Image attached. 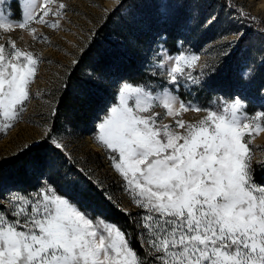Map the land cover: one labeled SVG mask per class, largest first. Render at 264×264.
I'll return each instance as SVG.
<instances>
[{
  "label": "snow or ice",
  "instance_id": "obj_1",
  "mask_svg": "<svg viewBox=\"0 0 264 264\" xmlns=\"http://www.w3.org/2000/svg\"><path fill=\"white\" fill-rule=\"evenodd\" d=\"M14 2L22 12L19 20L12 19ZM50 2L0 0V30L12 31L15 25L29 29L33 39L46 40L31 24H48L45 17L66 8L61 3L53 12ZM161 54L157 67L166 69V78L160 90L123 83L95 138L110 152L112 168L139 209L120 211L140 248L127 226L86 199L87 184L69 179L71 194H57L47 182L32 193L0 194V264H264V183L256 178L264 160L254 165L250 147L253 134L264 131V110L249 116L242 91L217 98L209 108L179 99L177 89L185 86L181 77L196 86L206 83L203 74L186 71L199 57L172 56L165 49ZM38 62L15 41L0 43V130L24 111ZM246 86L242 82L241 88ZM188 110L207 114L196 123H162L164 115L175 118ZM52 132L49 127L51 146L66 151Z\"/></svg>",
  "mask_w": 264,
  "mask_h": 264
},
{
  "label": "rangeland",
  "instance_id": "obj_2",
  "mask_svg": "<svg viewBox=\"0 0 264 264\" xmlns=\"http://www.w3.org/2000/svg\"><path fill=\"white\" fill-rule=\"evenodd\" d=\"M40 2L43 4V0ZM61 3L66 8L59 16L50 14L45 17L48 24H31L37 30L36 35L47 37L46 40L33 39L29 29H19L15 25L12 31L0 30V43L8 46L15 41L19 48L32 51L39 57L34 79L28 89L30 99L24 111L15 121L9 122L11 127L0 130V158L33 145L47 135L56 100L67 75L88 47L95 30L115 10L113 21L133 31L145 30L148 26L145 19L160 15V21L165 22L162 28H170L176 35V47L173 49L171 43L163 42L161 38L166 36L161 33L153 43H146L140 49L145 54L138 67L147 66L149 74L147 81L141 83L119 80L115 74L104 78L98 71L85 69V76L93 82L91 88L94 82H102L107 90L104 107L91 120L85 134H75L70 126L62 124L61 128L52 132V136L66 145V154L76 162L78 159L85 173L96 179L101 187L108 191L113 187V200H119L121 208L133 214L139 211L124 191L121 176L112 168L110 152L95 139L98 124L110 107L118 103V91L123 83L160 90L159 85L166 78V69L157 67L162 57L161 49L172 56L183 52L199 57L197 66L186 71L194 76L203 74L206 83L196 86L181 77V84L185 86L177 89L179 99L209 108L217 98L242 91L248 97L249 116L264 110V0H154L145 6L144 11L143 3L137 7L131 3L123 5L122 0H51L48 7L55 12ZM12 12L13 20L22 18L21 9L15 2ZM55 21L59 22L58 26L52 27L51 23ZM240 33H243V38L237 40ZM242 82L247 86L241 88ZM154 110L164 112L159 107ZM206 114L204 111H181L175 118L164 115L162 123L173 124L176 119L196 123ZM176 130L183 131L179 128ZM250 147L254 165L264 160V131L253 134ZM256 178L264 183L263 178Z\"/></svg>",
  "mask_w": 264,
  "mask_h": 264
},
{
  "label": "trees",
  "instance_id": "obj_3",
  "mask_svg": "<svg viewBox=\"0 0 264 264\" xmlns=\"http://www.w3.org/2000/svg\"><path fill=\"white\" fill-rule=\"evenodd\" d=\"M153 1L122 0V4L131 3L140 7L139 4L143 3L144 8L141 6V9L143 8L144 11L145 6ZM116 12L117 10L110 13L107 20L95 30L88 47L67 75L64 87L55 103V114L51 124L53 131L67 124L75 134H85L91 120L100 109H103L108 92L102 82H94L91 88L93 82L85 76V69L98 71L104 78L115 74L119 80L141 83L147 81L149 74L147 66L138 67L139 61L142 62L141 58L145 54L140 49L146 43L149 45L153 43L156 36L161 33L166 36L161 38L163 42L168 45L171 43L173 49L176 47V35L170 28L165 26L164 29L162 28L165 22L160 21V15L157 18L153 16L148 20L145 19L144 22L148 25L145 30L133 31L124 28L118 21H113ZM37 143L40 144L39 147H36ZM37 143L31 148L25 147L0 158V194L7 196L14 192L32 193L46 182L57 188L59 194L65 192L71 194L72 189L67 186V181L79 179L90 189L86 199L93 205H102L111 221L127 226L132 234L130 238L134 247L139 249L140 244L135 239V230L129 224L128 217L120 211V201L113 200L112 195L115 193L113 187H110L109 191L101 187L96 179L85 173L78 159L76 162L66 154V151L61 153L54 149L51 146V138H47V135ZM263 171L257 167L256 177L264 179ZM65 173L68 175L66 176ZM105 196L110 197L112 202L105 200Z\"/></svg>",
  "mask_w": 264,
  "mask_h": 264
}]
</instances>
